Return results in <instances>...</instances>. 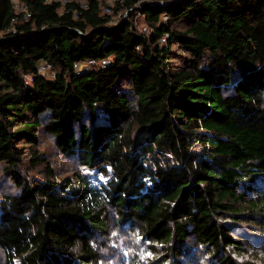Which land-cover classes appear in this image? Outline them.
I'll return each mask as SVG.
<instances>
[{"label":"trees","instance_id":"obj_1","mask_svg":"<svg viewBox=\"0 0 264 264\" xmlns=\"http://www.w3.org/2000/svg\"><path fill=\"white\" fill-rule=\"evenodd\" d=\"M25 1L0 0V264H100L120 229L152 250L129 264H264V0L115 5L148 35L95 0ZM89 59L110 62L76 74Z\"/></svg>","mask_w":264,"mask_h":264},{"label":"rangeland","instance_id":"obj_2","mask_svg":"<svg viewBox=\"0 0 264 264\" xmlns=\"http://www.w3.org/2000/svg\"><path fill=\"white\" fill-rule=\"evenodd\" d=\"M152 2L154 1H150V5H153ZM158 3L161 4V1H158ZM141 7L142 6L139 5L137 8H134V10H130L127 13H122V16L119 19L115 20L116 25L119 22L123 20H127L129 18L133 21L137 30L141 32V28L143 26H146L144 16L139 10ZM47 77L49 76L47 75ZM39 150H41V152L47 156V158L51 162V165L53 166L54 170H56L57 173H62V172L65 173L71 169V164L69 163V161L65 160L62 156H60L57 153L52 141L44 135L40 136ZM24 167H26L27 170H25ZM20 169L24 171L25 173L24 176H27L29 178H33V177L39 178L41 176L40 167H27L25 165H22ZM81 171L86 172L85 170H81ZM0 179L5 180V176L1 172H0ZM91 180L93 183L96 182L92 177ZM99 180L101 181L103 180V178H100ZM7 185L8 183L5 182L3 186H7ZM134 234H135V230L132 231L125 229L113 230L111 234L112 240L111 243L109 244L112 249L111 250L112 255L108 256L106 259H102L100 264H121V262H125V264H129L128 263L129 258L132 255H136V254H138L137 257L139 259H144L145 257L151 258L152 250L150 246L144 241H142L138 236H135ZM254 234H256L257 237L256 239H259L261 235H263L262 233H258V232H255ZM261 247H264V245H262ZM261 247L257 245L252 247L254 248L252 252L257 254L258 259L260 260L259 263H263L262 260H264L263 259L264 250H258ZM193 258L196 259L194 264H211V261L209 259L207 261L206 259H204V252L202 251L196 252ZM0 261H1V253H0Z\"/></svg>","mask_w":264,"mask_h":264},{"label":"built area","instance_id":"obj_3","mask_svg":"<svg viewBox=\"0 0 264 264\" xmlns=\"http://www.w3.org/2000/svg\"><path fill=\"white\" fill-rule=\"evenodd\" d=\"M72 0H46L47 3H51V2H60L61 4L70 2ZM98 2L99 4V9L101 14L103 15H112L110 17L109 20V25H116L115 20L119 19L122 16V13H127L130 10H133L134 8L130 9V10H118L117 12H115L114 8L116 7L115 5L117 4H122V0H95ZM80 7L82 8H86L87 4L85 0H78ZM13 9L15 11V14H19V13H23L24 18L27 19L30 16V13L27 11V5H26V1L25 0H11ZM165 4V2L161 1L160 5ZM139 6V5H138ZM137 6V7H138ZM135 7V8H137ZM124 11V12H123ZM75 14V13H74ZM162 20L166 21L167 20V16H162ZM17 21V17L14 16L11 19V23H15ZM141 32L143 34L148 35L150 32V29L147 26H143L141 28ZM168 38V34H164L162 35L159 40L158 43L161 46H164L166 44ZM109 60L108 59H102V60H95V59H89L87 61L84 62H76L74 63V71L76 74H82L84 71L86 70H90L92 68H105L108 64H109ZM36 72L38 74H42L44 76H49V77H53V71H51V66L46 63V62H38L36 65ZM32 81V77L28 76L25 78V83L29 84Z\"/></svg>","mask_w":264,"mask_h":264},{"label":"water","instance_id":"obj_4","mask_svg":"<svg viewBox=\"0 0 264 264\" xmlns=\"http://www.w3.org/2000/svg\"><path fill=\"white\" fill-rule=\"evenodd\" d=\"M152 4H153V5H159V3H158V2H155V1L152 2Z\"/></svg>","mask_w":264,"mask_h":264}]
</instances>
